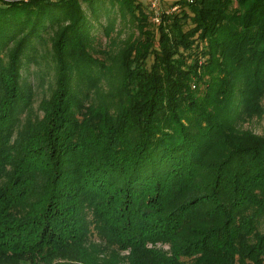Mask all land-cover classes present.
Instances as JSON below:
<instances>
[{
	"label": "trees",
	"instance_id": "1",
	"mask_svg": "<svg viewBox=\"0 0 264 264\" xmlns=\"http://www.w3.org/2000/svg\"><path fill=\"white\" fill-rule=\"evenodd\" d=\"M103 1L0 0V264H264V134L238 124L264 113V0L157 23L113 0L139 30L114 110L90 101ZM50 30L56 87L24 118Z\"/></svg>",
	"mask_w": 264,
	"mask_h": 264
},
{
	"label": "rangeland",
	"instance_id": "2",
	"mask_svg": "<svg viewBox=\"0 0 264 264\" xmlns=\"http://www.w3.org/2000/svg\"><path fill=\"white\" fill-rule=\"evenodd\" d=\"M176 0H137L140 2L145 10L149 13L151 23H157L156 17L163 12H171L174 9V2ZM100 4V3H99ZM120 2L113 0H104L101 3V14L99 20H92L91 10L84 4V9L89 15L94 24L92 35L94 39L90 45V51L94 57L104 62L107 67L101 65L96 66L98 83L95 88L90 90V101L100 103L101 101L107 102L106 104L115 109L117 99L115 96L114 88L119 83L118 79V66L113 67L110 71L109 67L113 64V59L118 57V54L125 46V44L135 39L139 35L137 22L128 13L120 9ZM53 31L45 33V43H39V54L37 61H32L29 65V72L27 76L33 83L35 89V96L29 108L25 111L24 118H36L42 115L40 110V102L42 98L52 94V90L56 87L57 69L55 50L53 48ZM209 79V75H205ZM79 83L87 90L90 88L86 80H80ZM205 85L200 87V95H203ZM264 105V100H263ZM239 127L249 129L258 134H264V113L261 116H255L246 121H239ZM264 229V227H261ZM168 248V246H165ZM126 253V252H125Z\"/></svg>",
	"mask_w": 264,
	"mask_h": 264
},
{
	"label": "built area",
	"instance_id": "3",
	"mask_svg": "<svg viewBox=\"0 0 264 264\" xmlns=\"http://www.w3.org/2000/svg\"><path fill=\"white\" fill-rule=\"evenodd\" d=\"M175 8L174 9H177V7L176 6H174ZM174 11V10H173ZM156 21L158 22L159 21V16L158 17H156Z\"/></svg>",
	"mask_w": 264,
	"mask_h": 264
}]
</instances>
